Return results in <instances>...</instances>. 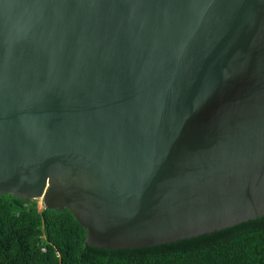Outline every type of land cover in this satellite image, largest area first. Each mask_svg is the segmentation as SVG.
Wrapping results in <instances>:
<instances>
[{"label": "water", "instance_id": "obj_1", "mask_svg": "<svg viewBox=\"0 0 264 264\" xmlns=\"http://www.w3.org/2000/svg\"><path fill=\"white\" fill-rule=\"evenodd\" d=\"M138 248L264 215V0H0V194Z\"/></svg>", "mask_w": 264, "mask_h": 264}, {"label": "trees", "instance_id": "obj_2", "mask_svg": "<svg viewBox=\"0 0 264 264\" xmlns=\"http://www.w3.org/2000/svg\"><path fill=\"white\" fill-rule=\"evenodd\" d=\"M66 209L0 194V264H264V215L199 236L138 248L85 243Z\"/></svg>", "mask_w": 264, "mask_h": 264}, {"label": "rangeland", "instance_id": "obj_3", "mask_svg": "<svg viewBox=\"0 0 264 264\" xmlns=\"http://www.w3.org/2000/svg\"><path fill=\"white\" fill-rule=\"evenodd\" d=\"M37 202H38L39 208H41L43 206L41 199H37Z\"/></svg>", "mask_w": 264, "mask_h": 264}]
</instances>
